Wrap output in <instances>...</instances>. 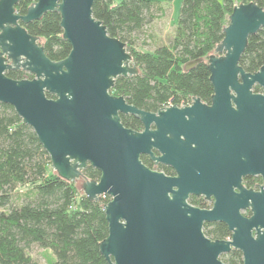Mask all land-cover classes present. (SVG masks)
<instances>
[{"label": "water", "instance_id": "water-1", "mask_svg": "<svg viewBox=\"0 0 264 264\" xmlns=\"http://www.w3.org/2000/svg\"><path fill=\"white\" fill-rule=\"evenodd\" d=\"M18 1L0 0V102L33 129L60 177L80 179L87 164L100 171L81 187L90 200L110 197L103 205L108 232L99 243L107 263L225 264L219 256L236 248L243 264H264V191L240 182L243 174L264 178V63L255 72L239 64L248 37L264 27V8L239 3L228 15L207 60L210 106L196 98L191 106L151 112L110 93L117 77L138 68L125 43L93 15L94 0H35L24 14L15 10ZM49 11L60 14L71 47L60 60L50 59L22 25ZM12 69L33 77L11 78L5 71ZM120 113L137 117L143 130L126 128ZM141 154L177 175L150 169ZM189 192L212 194L213 207L189 205ZM247 208L249 217L240 213ZM217 221L227 225L230 240L204 234L203 223Z\"/></svg>", "mask_w": 264, "mask_h": 264}, {"label": "trees", "instance_id": "trees-1", "mask_svg": "<svg viewBox=\"0 0 264 264\" xmlns=\"http://www.w3.org/2000/svg\"><path fill=\"white\" fill-rule=\"evenodd\" d=\"M33 1L19 0L15 10L24 14ZM171 1L94 0L92 6L93 15L109 35L125 43L138 68L134 75L117 77L110 93L123 95L128 103L146 111L189 96L208 100L213 94L208 56L223 39V27L234 5L254 2L264 8V0H182L170 41L150 50L138 48L136 36L157 16L161 4ZM22 25L40 39L50 59L60 60L69 53L70 43L62 37L58 12H46ZM195 60L196 64L185 67ZM263 63L264 27L248 37L239 59L247 72L257 71ZM5 74L14 79L33 77L23 70H6ZM253 90L261 88L254 85ZM123 124L133 129L140 126L135 118L123 120ZM140 158L152 167L145 155ZM99 176L89 165L80 179L60 177L33 129L11 105L0 102V264H37L30 252L33 247L52 253L54 259L48 264H108L99 243L108 232L103 205L110 197L90 200L81 187L83 179L97 180ZM25 186L27 190L15 202L16 190ZM204 233L212 240L230 235L222 222L207 225ZM223 260L242 264V254L233 249Z\"/></svg>", "mask_w": 264, "mask_h": 264}, {"label": "flooded vegetation", "instance_id": "flooded-vegetation-1", "mask_svg": "<svg viewBox=\"0 0 264 264\" xmlns=\"http://www.w3.org/2000/svg\"><path fill=\"white\" fill-rule=\"evenodd\" d=\"M196 98H199L200 102L203 103V104H205V105H207V106H210L211 103H212V95L210 96V98L208 100L202 99V98H200L198 96H189V97L180 99V101L179 102H176V103H173L172 101H169L168 103L164 104L163 106H161L157 110L151 111V112H157L159 109L164 108V107H167V106H171V105H176L178 108H183V107L191 106L193 104V102L195 101ZM119 115H120V119H121L122 124H123V120L124 121H129V120H132L134 118L137 119L139 121V123H140V126L137 129H133L131 127H127V126H125L123 124L126 128H131V129H133L135 131H142L143 130V125H142L141 121L137 117L133 116L132 114H124V113H120ZM185 117H187V116H185ZM152 128H154V125L153 124L151 125V129ZM181 139H184V137L182 135H181ZM193 146H194V144H193ZM152 151H153V153L156 156L159 155V152H158L157 149H153ZM141 155H145L149 159V162H151L152 167H149V166H147L144 163L150 169H154V170H157V171H161L162 173H164L167 176H176L177 175L176 170L173 169L169 164L163 163V162H160V161H156V160H152L150 158V156L147 155V154H141ZM89 165L90 164H87V166H89ZM160 167H162V168H160ZM99 173H100V171H99ZM240 182H241V185L245 189H251V190H253L255 192L256 191H260V190H263L264 191V178L259 173H257V174H243V175H241ZM233 190H234V192H239V189L236 186L233 187ZM214 201H215V198H214V196L212 194L207 195V194H205L203 192L202 193H199V194H195V193L189 192L188 195H187V197H186V202L189 205H191L193 207L200 208V209H205V210L211 209L213 207V205H214ZM240 213L243 216L249 217L251 215V210H250V208L241 209L240 210ZM212 223H214V222H204L203 223V227H202L203 232H204L206 226L209 225V224H212ZM227 229H228V227H227ZM230 239H231V232H230V235L229 236H227L226 238H223V239H219V240H230ZM233 249H236V248H231L228 252L222 253L219 256V258L221 259L222 262H224L225 264H227L223 260V257H224V255H227L228 253H230ZM236 250H238V249H236ZM242 264H243V257H242Z\"/></svg>", "mask_w": 264, "mask_h": 264}, {"label": "rangeland", "instance_id": "rangeland-1", "mask_svg": "<svg viewBox=\"0 0 264 264\" xmlns=\"http://www.w3.org/2000/svg\"><path fill=\"white\" fill-rule=\"evenodd\" d=\"M182 0H172L171 3H162L161 10L149 23L143 32L136 36L138 48L154 49L159 44L168 43L172 38L175 30L176 19L179 14V8ZM27 190V186L19 187L14 194V201L19 202V195ZM37 264H48L52 261L53 255L49 250L33 247L30 250Z\"/></svg>", "mask_w": 264, "mask_h": 264}, {"label": "built area", "instance_id": "built-area-1", "mask_svg": "<svg viewBox=\"0 0 264 264\" xmlns=\"http://www.w3.org/2000/svg\"><path fill=\"white\" fill-rule=\"evenodd\" d=\"M105 195H103L102 197H104Z\"/></svg>", "mask_w": 264, "mask_h": 264}]
</instances>
